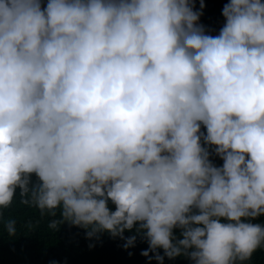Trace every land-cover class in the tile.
Segmentation results:
<instances>
[{
    "label": "clouds",
    "instance_id": "obj_1",
    "mask_svg": "<svg viewBox=\"0 0 264 264\" xmlns=\"http://www.w3.org/2000/svg\"><path fill=\"white\" fill-rule=\"evenodd\" d=\"M201 14L191 0H0V209L19 194L59 209L50 228L126 248L135 228L158 264L264 248V3L229 0L215 36Z\"/></svg>",
    "mask_w": 264,
    "mask_h": 264
},
{
    "label": "trees",
    "instance_id": "obj_2",
    "mask_svg": "<svg viewBox=\"0 0 264 264\" xmlns=\"http://www.w3.org/2000/svg\"><path fill=\"white\" fill-rule=\"evenodd\" d=\"M228 2L229 0H191L194 11L202 13L198 23L204 26L206 34L218 35L225 22L222 8ZM261 2L264 3V0ZM46 3L47 0H41L42 7ZM201 3L204 5L202 9ZM201 131L206 133L203 125ZM207 147L210 160L216 166H221L223 161L214 153L215 146ZM22 200L17 194L8 208L0 209V264H158L154 258L149 260L141 255L143 250L149 249V244L142 234L136 233L135 228L126 230L123 234L124 237L136 236L134 246L126 248L125 239L108 232H100L89 238L86 236V229L69 222L60 224L58 229L50 228L51 220L61 219L59 209L55 216L48 212L42 215L38 208L25 204ZM109 206L114 210L111 201ZM7 219L16 221L15 236H9L5 230L4 223ZM254 222L264 223V216L256 218ZM174 232L179 236V229H174ZM157 252L164 255L163 249H157ZM149 256H154V253L149 251ZM163 264L192 262L184 256L171 259L164 256ZM246 264H264V248H258Z\"/></svg>",
    "mask_w": 264,
    "mask_h": 264
}]
</instances>
